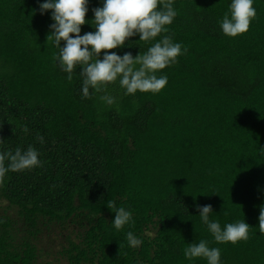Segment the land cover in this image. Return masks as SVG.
<instances>
[{
	"label": "trees",
	"instance_id": "1",
	"mask_svg": "<svg viewBox=\"0 0 264 264\" xmlns=\"http://www.w3.org/2000/svg\"><path fill=\"white\" fill-rule=\"evenodd\" d=\"M99 2L88 0L86 18ZM228 3L173 0L167 27L187 51L159 70L165 86L125 95L109 83L116 100L104 104L81 97L78 71L69 80L54 62L51 10L0 0V151L32 144L41 161L0 177V264H62L41 260L38 247L56 225L68 229L64 264H189L182 250L201 238L220 248V264H264V0L235 36L218 24ZM137 39L107 51L135 54L152 42ZM109 201L132 222L112 226ZM206 203L221 225L244 218L248 238L213 240L195 207ZM128 230L139 245H128Z\"/></svg>",
	"mask_w": 264,
	"mask_h": 264
},
{
	"label": "clouds",
	"instance_id": "2",
	"mask_svg": "<svg viewBox=\"0 0 264 264\" xmlns=\"http://www.w3.org/2000/svg\"><path fill=\"white\" fill-rule=\"evenodd\" d=\"M37 2L41 14L51 10L46 38L55 48L53 60L69 80L73 70L78 71L81 97L97 95L102 103L113 104L116 96L104 90L109 83L117 84V91L125 95L137 90L158 92L168 80L167 73L159 70L174 64L177 56L187 51L186 46L182 48V42L173 40L167 27L177 15L173 0H100L92 7L90 18L85 16L88 0ZM227 9L218 20L222 33L227 36L246 31L256 15L254 0H229ZM85 23L91 25L92 30L81 32V25ZM136 34L137 40L152 42L143 50L140 47L135 54L131 51H107L123 47L126 39ZM158 35V39H153ZM101 49L105 51L101 53ZM21 127L27 130L26 125ZM38 139L42 141L43 138ZM40 162L38 149L32 144L0 151V177L9 170L28 169ZM108 205L114 212L110 223L116 229L132 222L129 208L113 201ZM195 207L213 240L235 243L248 238L250 224L244 218L225 221L221 225L219 220L209 218V213L214 212L211 204H195ZM257 221L259 233H264V202L259 205ZM125 237L131 247L141 243V237L131 230L126 231ZM182 251L189 264L197 257L204 258L206 264H220V248L209 246L206 239L187 242Z\"/></svg>",
	"mask_w": 264,
	"mask_h": 264
},
{
	"label": "rangeland",
	"instance_id": "3",
	"mask_svg": "<svg viewBox=\"0 0 264 264\" xmlns=\"http://www.w3.org/2000/svg\"><path fill=\"white\" fill-rule=\"evenodd\" d=\"M3 205L7 206V202H0V209H2ZM67 232L68 229L61 228L58 225L54 226L51 231L45 230L42 232L38 241V247L42 250L40 253L41 260L48 259L56 261V258H59L60 263H65L64 258L60 255V250L62 249L61 245L65 244L64 239Z\"/></svg>",
	"mask_w": 264,
	"mask_h": 264
}]
</instances>
